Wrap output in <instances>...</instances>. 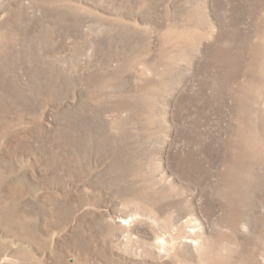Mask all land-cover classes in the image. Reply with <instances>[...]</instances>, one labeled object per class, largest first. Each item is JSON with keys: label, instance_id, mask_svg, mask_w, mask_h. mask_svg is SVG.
<instances>
[{"label": "rangeland", "instance_id": "374dc122", "mask_svg": "<svg viewBox=\"0 0 264 264\" xmlns=\"http://www.w3.org/2000/svg\"><path fill=\"white\" fill-rule=\"evenodd\" d=\"M0 264H264V0H0Z\"/></svg>", "mask_w": 264, "mask_h": 264}]
</instances>
